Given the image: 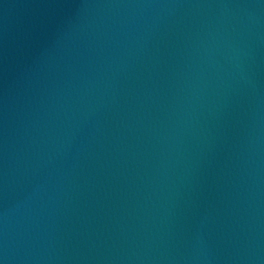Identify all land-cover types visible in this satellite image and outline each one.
<instances>
[{"label":"water","instance_id":"water-1","mask_svg":"<svg viewBox=\"0 0 264 264\" xmlns=\"http://www.w3.org/2000/svg\"><path fill=\"white\" fill-rule=\"evenodd\" d=\"M0 264H264V0H0Z\"/></svg>","mask_w":264,"mask_h":264}]
</instances>
